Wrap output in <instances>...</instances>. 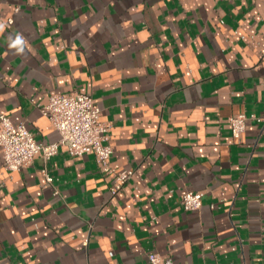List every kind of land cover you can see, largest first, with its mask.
Here are the masks:
<instances>
[{
    "label": "crops",
    "instance_id": "1",
    "mask_svg": "<svg viewBox=\"0 0 264 264\" xmlns=\"http://www.w3.org/2000/svg\"><path fill=\"white\" fill-rule=\"evenodd\" d=\"M0 23V114L50 144L40 106L91 94L110 165L134 170L112 194L92 154L60 146L14 171L0 151V262L264 264V126L230 125L264 109V0H0Z\"/></svg>",
    "mask_w": 264,
    "mask_h": 264
},
{
    "label": "built area",
    "instance_id": "2",
    "mask_svg": "<svg viewBox=\"0 0 264 264\" xmlns=\"http://www.w3.org/2000/svg\"><path fill=\"white\" fill-rule=\"evenodd\" d=\"M8 21L12 23L13 18ZM40 110L58 129L60 138L56 142H39L24 123L15 124L7 114H0V151L6 169L20 170L30 165L38 154H42L48 161L58 152L60 146H66L74 156L94 155L104 174L114 176L112 194L122 190L132 178L134 170L118 171L110 165L109 161L114 152L113 146L108 143L111 125L102 119V109L91 94L54 93L45 105L40 106ZM251 120H257L264 126V109L259 114L242 112L232 115V135L238 138ZM42 174L46 184L52 185L53 178L46 167ZM53 192L57 194L58 190L55 188ZM182 204L186 210H199L203 205L202 194L188 191L183 195ZM148 260L150 264H166L163 256L157 252H151Z\"/></svg>",
    "mask_w": 264,
    "mask_h": 264
},
{
    "label": "clouds",
    "instance_id": "3",
    "mask_svg": "<svg viewBox=\"0 0 264 264\" xmlns=\"http://www.w3.org/2000/svg\"><path fill=\"white\" fill-rule=\"evenodd\" d=\"M5 25L3 23H0V33H2L4 31ZM9 48L11 49H15L16 53H20L22 54L25 51V48L27 47V41L24 39V37L22 35H15V37L13 38V36H9Z\"/></svg>",
    "mask_w": 264,
    "mask_h": 264
}]
</instances>
